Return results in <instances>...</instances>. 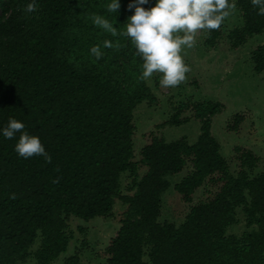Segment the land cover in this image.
I'll use <instances>...</instances> for the list:
<instances>
[{"label":"trees","instance_id":"trees-1","mask_svg":"<svg viewBox=\"0 0 264 264\" xmlns=\"http://www.w3.org/2000/svg\"><path fill=\"white\" fill-rule=\"evenodd\" d=\"M153 1L0 0V264H52L74 238L72 217L107 218L117 201L124 210L104 264H264V167L255 171L259 157L237 147L232 169L212 128L219 100L172 103L136 157L135 111L159 101L142 36ZM165 5L199 22L208 47L226 36L238 49L264 33V0ZM232 7L241 21L224 33ZM250 59L264 72V43ZM192 119L194 141L160 131ZM244 119L236 113L228 128ZM170 187L186 205L178 222L161 218ZM66 264H80L79 254Z\"/></svg>","mask_w":264,"mask_h":264},{"label":"rangeland","instance_id":"rangeland-1","mask_svg":"<svg viewBox=\"0 0 264 264\" xmlns=\"http://www.w3.org/2000/svg\"><path fill=\"white\" fill-rule=\"evenodd\" d=\"M166 1L154 0L141 17L142 36L154 54L147 70V81L159 101L145 103L135 111L136 157L149 131L157 130L156 126L169 118L173 112L172 103L217 99L222 108L213 117L212 128L221 143L222 154L230 161L232 169L237 170L236 148L250 149L259 157L255 171L261 170L264 167V72L254 71L250 54L253 48L264 43V33L255 36L242 48L232 49L226 36L215 47H208L203 41L202 25L183 15L176 17L168 13ZM158 17L168 24L167 28H158ZM240 21L239 12L232 7L224 20V33ZM236 113H243L245 119L233 131L228 126ZM160 131L168 140L186 135L194 141L200 132V122L192 119L179 126L163 127ZM183 174L176 175L173 181ZM203 192L198 189L195 198ZM163 202L161 218L180 221L186 205L179 202L172 187ZM123 210L124 206L117 201L113 215L107 218L83 222L72 217L69 225L74 238L67 253L52 264H66V259L75 253L79 254L80 264H104L103 249L118 229ZM242 229L243 223L240 222L230 231L240 232ZM82 240L86 241L85 246H81ZM27 264L36 263L31 260Z\"/></svg>","mask_w":264,"mask_h":264}]
</instances>
